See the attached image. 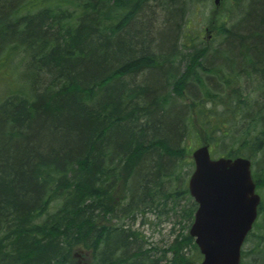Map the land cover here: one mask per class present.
<instances>
[{
	"label": "trees",
	"instance_id": "1",
	"mask_svg": "<svg viewBox=\"0 0 264 264\" xmlns=\"http://www.w3.org/2000/svg\"><path fill=\"white\" fill-rule=\"evenodd\" d=\"M226 1L234 23L214 15L208 47L190 32L199 0H0V264L199 263L181 224L199 133L264 187V0ZM171 214L164 247L133 227ZM246 242L239 264H264L262 194Z\"/></svg>",
	"mask_w": 264,
	"mask_h": 264
},
{
	"label": "water",
	"instance_id": "2",
	"mask_svg": "<svg viewBox=\"0 0 264 264\" xmlns=\"http://www.w3.org/2000/svg\"><path fill=\"white\" fill-rule=\"evenodd\" d=\"M219 2L214 0L215 5ZM191 157L194 167L187 187L196 209L188 232L202 255L199 264H239L241 246L260 202L250 159L213 158L205 143L196 146Z\"/></svg>",
	"mask_w": 264,
	"mask_h": 264
},
{
	"label": "rangeland",
	"instance_id": "3",
	"mask_svg": "<svg viewBox=\"0 0 264 264\" xmlns=\"http://www.w3.org/2000/svg\"><path fill=\"white\" fill-rule=\"evenodd\" d=\"M228 1H230V0H228ZM199 2H200L199 4H197L198 2L194 3L193 5L188 4V7L192 8V12L190 13L191 17H190V21H189L190 32L199 34L198 37L200 39V43H204L208 47L213 46V45L215 46L220 42V40L218 39V37H217L218 35H217L216 30H215V27L218 26V24H217L218 20L217 21L214 20V15L216 18V15L218 16V13L223 14L224 17L223 16L221 18L219 17L220 18L219 20L223 21L225 18L226 24L228 26H231V24L234 23L233 18H234V15H236V13H237L236 12L237 8L233 7V9H232L233 12L231 14V13L227 12L228 11L227 9H225V8H228L227 7V4H228L227 1L224 3V0H221V2L216 7V9L214 8L213 0H199ZM195 7H198L195 10L196 12L194 11ZM209 20H210V22H209ZM201 40H202V42H201ZM241 83H242V86H246L249 90H252L254 87V84L251 85L248 80H243V82H241ZM195 136H196V134H195ZM203 136H205V134L200 132L199 133L200 143L192 145L193 149H194V147L203 144V141H204ZM186 141H187V143H186L187 146L194 143V141H192V140L188 141V139H187ZM192 146H191V149H192ZM191 151L189 152L190 153L189 159L193 163V160L191 158ZM210 154L213 156V158L218 156L215 153H212L211 151H210ZM260 156L261 155H259L258 157H260ZM192 170H193V166L189 167V168L184 167L182 170V173L184 176H186L187 181H188L189 175L191 174ZM258 193H259L260 197H261V194L264 197V187L259 189ZM158 209H159V212L161 214L160 217H165L163 209L162 208H158ZM153 217H155V216L152 214H148V219H150L152 221H156V219L154 220ZM161 219H164V218H161ZM175 220H176V217L173 214H171V216H169V220H163V222L158 223L157 225H151V224H143L142 225L140 223V217H138L136 219L133 227L138 228V230L141 231L142 234L144 236H146L147 239H149V241L151 243H153L154 245L164 247L166 245V243H169L171 241V239H173V235L181 230L180 224L174 223ZM181 224L185 225L183 230H185V231L189 230L190 225H188V227H186V222L181 223ZM172 227H174V228H173V231L171 232ZM255 231L260 232V229H256ZM252 243L253 242L244 243L242 249L247 250V249L252 248V246H253ZM84 252L87 253V251L85 249H83L81 247H77L76 257L78 259V263H81V262L85 263L86 259L89 258V255L84 254ZM167 256H169V253H167ZM250 258H251V255H247V259L249 260Z\"/></svg>",
	"mask_w": 264,
	"mask_h": 264
},
{
	"label": "bare ground",
	"instance_id": "4",
	"mask_svg": "<svg viewBox=\"0 0 264 264\" xmlns=\"http://www.w3.org/2000/svg\"><path fill=\"white\" fill-rule=\"evenodd\" d=\"M232 60H234L233 62L236 63V65L234 67L238 71H245V72L249 73L250 75L254 74V69H255L254 66L251 64V62H248L245 58L240 59V61L236 58H234ZM243 244L241 246V249L243 247Z\"/></svg>",
	"mask_w": 264,
	"mask_h": 264
}]
</instances>
